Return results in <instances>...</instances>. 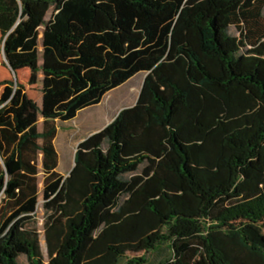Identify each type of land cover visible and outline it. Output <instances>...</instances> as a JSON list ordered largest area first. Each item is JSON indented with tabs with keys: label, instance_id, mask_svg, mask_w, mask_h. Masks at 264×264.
I'll return each instance as SVG.
<instances>
[{
	"label": "trees",
	"instance_id": "obj_1",
	"mask_svg": "<svg viewBox=\"0 0 264 264\" xmlns=\"http://www.w3.org/2000/svg\"><path fill=\"white\" fill-rule=\"evenodd\" d=\"M263 12L264 0H0V264H147L164 244L157 264H264ZM138 73L135 104L59 175L57 124Z\"/></svg>",
	"mask_w": 264,
	"mask_h": 264
},
{
	"label": "rangeland",
	"instance_id": "obj_2",
	"mask_svg": "<svg viewBox=\"0 0 264 264\" xmlns=\"http://www.w3.org/2000/svg\"><path fill=\"white\" fill-rule=\"evenodd\" d=\"M53 14V7H50V10L47 12L46 16H45V20H48L51 15ZM264 14V12H263ZM41 32H42V28L40 27L38 29V47L39 50L40 48V38H41ZM228 33L231 36H236V32L234 30V28H229L228 29ZM139 76L134 77L131 82L128 85H125L124 87L121 88H115L113 90H111L109 93H107L104 98H103V102H102V106L101 109L104 107L105 104L109 103L111 104L110 106H118L123 107L125 105H129L130 103H132L138 96L139 93ZM131 86V87H130ZM37 103L38 105L40 104V96H38L37 98ZM58 126H61V130L63 129L66 134H68V128H62V123H58ZM38 129L41 130L42 129V119L39 118L38 120ZM62 134V133H60ZM56 147H57V151L59 153V165H58V171L60 172L62 177H65L68 174V170L70 169V167L72 166V161H73V149H68V145L64 146L60 139L57 141L56 143ZM37 166L39 169V173L37 175V179H38V187L41 193L42 187H43V173L41 171V160L40 157L37 160ZM59 174V175H60ZM1 199V198H0ZM37 227L39 229V244L41 247V253L45 254V243H44V231H43V216H42V212L39 211L37 214ZM171 255L170 249L168 245H162L160 247H158L155 251H152L151 253L147 254V264H157L160 261H163L167 258H169ZM46 259L45 255H44V260ZM20 264V262H19Z\"/></svg>",
	"mask_w": 264,
	"mask_h": 264
},
{
	"label": "crops",
	"instance_id": "obj_3",
	"mask_svg": "<svg viewBox=\"0 0 264 264\" xmlns=\"http://www.w3.org/2000/svg\"><path fill=\"white\" fill-rule=\"evenodd\" d=\"M145 75L146 73H138L134 75L132 78H130L127 82H125L124 84H122L121 86L117 88H121V87H124L125 85H128L131 82V80L136 76L140 77L138 80V83H139V87L141 88ZM140 88H139V91H140ZM136 99L129 105H125L120 108L118 106L116 107H114L113 105L110 106L111 104L107 103L104 105L102 109H101V106H102L103 101L101 100L100 103L97 105L80 110L72 120L62 123V128H68V134H66V132L63 129L61 130V126H57V133L53 140V145L58 155V162H57V167L55 171L58 174H60V172L58 171L59 153L56 147V143L59 139L64 146L68 145V149H73L74 151L80 142L88 138L90 135L100 131L110 122H112V120L117 116V114L123 108L132 107L135 104ZM37 129H38V125H37ZM38 131H41V130L38 129ZM73 155H74V152H73ZM70 169L68 170V173ZM19 262L20 264H28L24 256L18 257V264Z\"/></svg>",
	"mask_w": 264,
	"mask_h": 264
},
{
	"label": "water",
	"instance_id": "obj_4",
	"mask_svg": "<svg viewBox=\"0 0 264 264\" xmlns=\"http://www.w3.org/2000/svg\"><path fill=\"white\" fill-rule=\"evenodd\" d=\"M140 92V91H139ZM76 152V149L74 150V153ZM73 158H74V155H73ZM74 166V162L72 161V167ZM66 176H68V174L66 175ZM65 176V177H66Z\"/></svg>",
	"mask_w": 264,
	"mask_h": 264
}]
</instances>
